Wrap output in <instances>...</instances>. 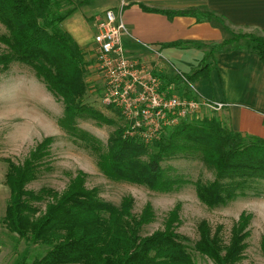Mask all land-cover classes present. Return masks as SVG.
I'll list each match as a JSON object with an SVG mask.
<instances>
[{"label": "trees", "instance_id": "obj_1", "mask_svg": "<svg viewBox=\"0 0 264 264\" xmlns=\"http://www.w3.org/2000/svg\"><path fill=\"white\" fill-rule=\"evenodd\" d=\"M73 12L69 0H0V23L6 30L0 33V72L16 63L31 68L63 101L62 129L92 142L98 150L99 167L107 177L156 192H170L176 182L162 163L177 156L198 159L216 176L214 181L197 186L199 199L209 207L227 203L235 190L247 183L264 181V138L230 129L217 113L206 112L203 117L165 127L159 139L150 143L127 136V128H120L107 149L79 131L78 119L113 122L85 102L90 74L88 53L62 25ZM168 14L172 18L200 17L202 21L214 17L197 10ZM228 47L256 54L264 63V35H233L209 46L210 52L198 63L200 69L184 74L189 82L197 88L198 82L209 80L215 53ZM161 77L163 89L180 88L184 97L197 99L181 77ZM52 141L44 140L21 165L7 160L6 185L11 196L3 223L18 238L47 248L44 256L32 258L25 253L15 264H198L171 225L142 236L143 227L154 216L151 208L136 215L132 198H125L119 206L106 202L96 190L86 187L83 174L73 179L63 193L47 188L38 193L28 190L27 186L39 178ZM36 203L45 204V210ZM242 220L228 245L202 223L196 251L214 264H237L244 256L246 236L242 233L249 218Z\"/></svg>", "mask_w": 264, "mask_h": 264}, {"label": "rangeland", "instance_id": "obj_2", "mask_svg": "<svg viewBox=\"0 0 264 264\" xmlns=\"http://www.w3.org/2000/svg\"><path fill=\"white\" fill-rule=\"evenodd\" d=\"M0 33H6L1 23ZM238 34L241 35L232 36ZM87 59L90 74L86 80L89 88L85 102L113 123L78 119L77 126L79 131L92 137V141H99L100 148L107 149L114 133L130 127V124L116 108L104 104L103 77L90 53ZM64 113L63 101L46 88L31 68L16 63L0 72V264H15L25 253L32 258L47 253L46 247L11 234L3 218L11 196L6 185L7 160L23 164L48 138L53 139L46 149L48 155L44 158L39 178L27 186L28 190L38 193L47 188L63 193L73 179L83 174L86 187L96 190L102 200L119 206L125 198H132L136 215L151 208L154 216L143 227L142 236H150L171 225L172 230L185 240L198 264H214L195 248L200 240L202 223L208 224L212 235L228 245L242 218L248 217L242 233L246 236L244 256L237 264H264V181L247 183L246 187L235 190V195L227 203L209 207L199 199L197 186L214 181L216 176L198 159L177 156L162 163L168 176L176 182L170 192H156L144 185L113 180L100 169L98 150L92 147V142L62 129L60 120ZM205 113L201 112L198 118ZM216 115L223 118L219 112ZM36 205L42 210L46 208L42 203Z\"/></svg>", "mask_w": 264, "mask_h": 264}, {"label": "crops", "instance_id": "obj_3", "mask_svg": "<svg viewBox=\"0 0 264 264\" xmlns=\"http://www.w3.org/2000/svg\"><path fill=\"white\" fill-rule=\"evenodd\" d=\"M69 1L74 12L64 20L63 28L91 54L96 19L108 10H119L123 0ZM124 1L129 29L124 45L129 54L152 64L157 57L147 46L161 52L169 64L164 62L159 68L161 75L171 77L200 69L198 63L210 52L209 46L232 34L264 35V0ZM189 10L214 17L202 21L200 17L172 18L168 14ZM213 65L210 79L198 82V92L205 99L228 104L220 114L230 129L264 138V63L256 54L228 47L215 53Z\"/></svg>", "mask_w": 264, "mask_h": 264}, {"label": "built area", "instance_id": "obj_4", "mask_svg": "<svg viewBox=\"0 0 264 264\" xmlns=\"http://www.w3.org/2000/svg\"><path fill=\"white\" fill-rule=\"evenodd\" d=\"M125 6L123 0L119 10H108L96 19L91 56L103 77L104 104L116 108L130 124L126 135L138 136L150 143L159 139L165 127L198 118L203 111H223L227 103L202 97L183 73L177 72L175 77L184 79L197 99L184 97L179 88L177 91H173V87L163 89L159 68L165 61L161 52L147 46L157 57L156 64L129 54L123 42L124 36L129 34Z\"/></svg>", "mask_w": 264, "mask_h": 264}]
</instances>
